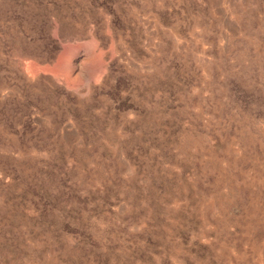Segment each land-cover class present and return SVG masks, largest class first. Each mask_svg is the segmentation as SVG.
<instances>
[{"label": "rangeland", "instance_id": "obj_1", "mask_svg": "<svg viewBox=\"0 0 264 264\" xmlns=\"http://www.w3.org/2000/svg\"><path fill=\"white\" fill-rule=\"evenodd\" d=\"M0 264H264V0H0Z\"/></svg>", "mask_w": 264, "mask_h": 264}, {"label": "trees", "instance_id": "obj_2", "mask_svg": "<svg viewBox=\"0 0 264 264\" xmlns=\"http://www.w3.org/2000/svg\"><path fill=\"white\" fill-rule=\"evenodd\" d=\"M107 46H108V42L104 45V48H107ZM103 59L106 62L104 68H105V71H107L111 65L110 63H112V60H109L108 54L104 55Z\"/></svg>", "mask_w": 264, "mask_h": 264}, {"label": "water", "instance_id": "obj_3", "mask_svg": "<svg viewBox=\"0 0 264 264\" xmlns=\"http://www.w3.org/2000/svg\"><path fill=\"white\" fill-rule=\"evenodd\" d=\"M113 63V65L116 63L115 61L114 62H112ZM112 65V64H111Z\"/></svg>", "mask_w": 264, "mask_h": 264}]
</instances>
